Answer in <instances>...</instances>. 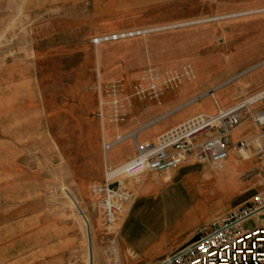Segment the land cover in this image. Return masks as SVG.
<instances>
[{"label": "crops", "instance_id": "crops-1", "mask_svg": "<svg viewBox=\"0 0 264 264\" xmlns=\"http://www.w3.org/2000/svg\"><path fill=\"white\" fill-rule=\"evenodd\" d=\"M193 9L192 16L213 12L203 0ZM166 18L162 20H170ZM96 57L99 88H87L79 112L69 118L81 131L75 157L64 149L59 137L64 113L49 101L37 66L12 63L0 72V264H115L107 254L109 239L116 241L120 264H160L198 240L204 227L262 192L256 188L264 184V162L258 161V169V162L237 151L241 141H264V130L245 113L228 134L229 156L220 165L198 162L192 155L169 171L147 170L138 178L120 175L107 181L119 182L130 195L108 229L91 186L106 183L109 171L132 160L138 143L155 142L180 123L213 115L263 88L264 52L240 59L221 52L218 62L184 59L179 65L168 61L151 66L155 88L149 82L116 83L104 74L102 79L105 56L98 50ZM261 109L264 100L251 110ZM213 134L197 136L195 145ZM118 136L124 138L115 143ZM54 156L67 161L69 182L76 187L74 205L49 192L48 171L58 165L51 160ZM59 171L63 176L62 162Z\"/></svg>", "mask_w": 264, "mask_h": 264}, {"label": "rangeland", "instance_id": "rangeland-1", "mask_svg": "<svg viewBox=\"0 0 264 264\" xmlns=\"http://www.w3.org/2000/svg\"><path fill=\"white\" fill-rule=\"evenodd\" d=\"M199 1L0 0V72L12 63L37 66L49 101L57 102L64 113L63 127H59L64 149L68 156L75 157L82 145L78 136L81 131L69 118L79 112L77 105L87 88H99L98 66L94 63L98 50L107 65L101 78L104 74V78L131 86L151 84V66L168 61L179 65L184 59L216 61L221 52L233 59L264 52V0H203L213 12L192 16ZM209 17L218 19L199 22ZM184 22L185 25L177 26ZM122 33L139 34L94 43L95 39ZM125 74H130L127 79ZM117 106L116 103L112 108L114 120ZM100 113L98 109L97 118ZM249 158L254 163L260 161L252 154ZM51 160L58 165L48 171L52 181L49 192L76 204L72 195L76 187L69 182L67 161L55 156ZM59 162L64 163L63 176L59 175ZM256 168H261L260 162ZM256 192L264 196V184H258ZM263 221L264 216L252 217L244 226L250 228Z\"/></svg>", "mask_w": 264, "mask_h": 264}, {"label": "built area", "instance_id": "built-area-1", "mask_svg": "<svg viewBox=\"0 0 264 264\" xmlns=\"http://www.w3.org/2000/svg\"><path fill=\"white\" fill-rule=\"evenodd\" d=\"M136 34L139 33L105 36L95 39L94 43L119 40ZM262 100L264 88L213 115L200 114L180 123L160 135L155 142L138 143L137 154L132 160L109 171L106 183L94 185L91 189L99 200L104 225L111 229L130 199L129 193L119 182L107 181L120 175L138 178L147 170L169 171L192 155L198 162L220 165L229 156L228 134L242 122L245 113L260 128H264V109L256 112L251 110ZM208 131H214V134L195 145V138ZM123 138L118 136L115 143ZM111 145L106 144L105 148ZM237 151L242 158H249L252 154L264 162V141L261 138L239 142ZM261 216H264V196L258 193L244 205L232 210L227 217L204 227L198 240L165 258L160 264H264V221L250 228L244 226L252 217L259 219ZM107 245V254L114 258L115 264H120L116 257L115 239H109Z\"/></svg>", "mask_w": 264, "mask_h": 264}, {"label": "bare ground", "instance_id": "bare-ground-1", "mask_svg": "<svg viewBox=\"0 0 264 264\" xmlns=\"http://www.w3.org/2000/svg\"><path fill=\"white\" fill-rule=\"evenodd\" d=\"M231 16V15H230ZM210 19H206V20H202V21H199V22H205V21H209ZM186 23L184 22V23H180V24H178L177 26H183V25H185ZM145 31V30H144ZM116 102H118V101H114V103H116ZM111 174V173H110ZM109 174V175H110Z\"/></svg>", "mask_w": 264, "mask_h": 264}]
</instances>
